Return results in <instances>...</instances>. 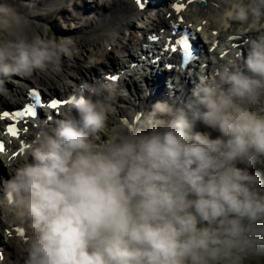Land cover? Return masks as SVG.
<instances>
[{"label": "clouds", "instance_id": "1", "mask_svg": "<svg viewBox=\"0 0 264 264\" xmlns=\"http://www.w3.org/2000/svg\"><path fill=\"white\" fill-rule=\"evenodd\" d=\"M69 6L0 0V104L37 85L71 89L18 153L0 150L10 170L0 219L22 230L6 234L14 264H264V0L189 12L197 24L235 26L246 50L212 58L190 89L181 69L170 78L175 101L116 118L127 89L83 80L76 61L111 49L127 63L117 44L128 20L102 12L50 36L48 18Z\"/></svg>", "mask_w": 264, "mask_h": 264}, {"label": "bare ground", "instance_id": "2", "mask_svg": "<svg viewBox=\"0 0 264 264\" xmlns=\"http://www.w3.org/2000/svg\"><path fill=\"white\" fill-rule=\"evenodd\" d=\"M172 0H163V9H160V8H156L154 10H156V14L155 16H147V18H142L143 19V24L145 25L144 27L146 29H144V27L142 29H140L138 27V32L140 31H149L150 30V27H154V28H164L166 27L167 23L170 22L172 19L175 18V15L173 14V11L172 9L170 8V2ZM208 1V10L210 9V5L213 4V0H207ZM160 2V1H159ZM220 3H221V0H214V7L218 8L220 6ZM195 5L194 4H190L188 7V11H187V17H189V21H192L191 17L189 16V12L192 13V15H206L207 14V11L204 12L203 10H199V11H194V7ZM91 9H96L97 11H101L104 12V13H107L109 11H111L114 15L118 16V17H123L125 19L128 20V23H127V30L130 32V38L129 40H132V37L131 35L133 34V32L131 31V27H133V18L135 16L138 15V12H136V7L134 5V3L132 1H129V0H113V3H112V6H111V9L107 10L105 9V7L101 8L100 6L97 5V0H93V7H91ZM98 12V15H100L101 13ZM87 14V12H86ZM80 20H86L84 18V16H82L80 18ZM80 21H78L77 23V26H76V32L80 31V27H78V24H79ZM194 22V21H193ZM199 24H203V23H199ZM195 25H198L197 23ZM235 28V27H234ZM215 30H217V32H215ZM231 30V29H230ZM134 30V32H137ZM236 31V29H235ZM203 34L206 35V33H208V36H206L209 40H211L210 42V46L217 40H221L220 42H218L216 48L214 49V51H209L208 54H207V58L206 60H203L202 62H208L209 65L206 66V67H203L200 69L202 71H206V70H211L212 68V64H211V60L212 58H216V59H221L220 57V53L224 50V49H227V48H230V44H231V41L230 40H223V38L221 37L220 33L222 32L221 29H218L216 26L214 25H210L208 24L207 22L204 23L203 25ZM125 33L122 32L121 33V39H120V42L123 44L124 41H125ZM138 40V38H137ZM136 40V41H137ZM121 44V45H122ZM127 46L128 44H123L122 46V52L127 49ZM245 45H243L242 47H245ZM241 47V46H240ZM233 50H239V48H231V51ZM88 50L85 49L81 54L84 55L85 52H87ZM218 51H220L218 53ZM230 51V52H231ZM245 51V50H244ZM110 52V50H109ZM107 53L106 54V59H105V56L104 55H101L99 57H93V59L87 61V63H85L84 61H76L77 65H79V76L80 78L83 79V75H86V74H93L95 75L97 73V69H107L106 67L108 66L106 64V61L107 60H111V56H110V53ZM112 63V67H115L117 65V63L115 62H111ZM95 65V66H93ZM191 73V72H190ZM177 76L180 75V74H177L175 73ZM84 80V79H83ZM183 80V79H182ZM78 83V81H76ZM183 83L185 84V78L183 80ZM153 84H156L158 87L156 89V92H154L155 94H153L151 96V99H154L157 97L156 100H167L166 98H164V94H158V91L159 89L161 88V85L164 86L163 88V91L166 93V90H164L165 88L168 90V88L165 86V83H163L162 81H159V79L157 80H154L152 83H150V86L153 85ZM172 84H175V82H172ZM149 86V85H148ZM9 88H12L13 85H8ZM45 90L48 91V93H53V92H59V88H52V87H43ZM188 88V87H186ZM65 91H67L68 89H64ZM169 91V90H168ZM171 91V90H170ZM169 91V92H170ZM179 94V93H178ZM134 101L132 102L131 104V107H130V110L132 108H138L139 109V106L141 108V106L143 105L142 103V100L140 98V94L138 91H136V93L134 94ZM166 96H168V99H170V96L172 99H175V95H172V93L170 92V95L167 94ZM145 97V96H144ZM137 98H139L140 100L138 101ZM137 102H139L140 104L137 105ZM6 104H9V103H4V104H0V108L5 106ZM1 112V110H0ZM2 124V122L0 121V125ZM30 133L27 134V138L29 137ZM1 165L3 166L4 163H3V160L0 161ZM7 229H9V233H7ZM14 233V230H13V226L11 225H7L2 219H0V249H4L5 252H6V259L3 261V264H14V261H15V253L12 249V247L10 246V244L6 241V235L5 234H9L11 236V234Z\"/></svg>", "mask_w": 264, "mask_h": 264}, {"label": "rangeland", "instance_id": "3", "mask_svg": "<svg viewBox=\"0 0 264 264\" xmlns=\"http://www.w3.org/2000/svg\"><path fill=\"white\" fill-rule=\"evenodd\" d=\"M91 7H93L92 0H70V6L68 8H65L64 10L60 11L54 17L48 18V20H47L48 34L50 36H53V37L69 36V35L74 34L76 32V26H77V23L79 21L78 19H80L82 16H85L86 12H87L86 16L87 15L90 16L89 14L93 10V9H91ZM105 9L109 10V8H105ZM85 19H89V18H85ZM133 23L134 24H133V27H131V31L133 32V34L135 33V35H138L139 33L137 34L136 32H134V29L137 31L138 26L141 27L143 22L137 18H134ZM134 26H135V28H134ZM234 27L235 26H233V28H231L232 31H235L236 27L235 28ZM231 30L230 29H227V30L223 29L222 34H225V33H227V31H231ZM127 32H128V30L126 32H124L126 34L125 38H127L125 41H128ZM132 35H131V37H132ZM121 44L122 43L119 41L117 44V47L120 48ZM109 53H110V56L113 60L115 59V61L121 62V60L117 57V55L114 51L110 50ZM91 55H92L91 52L88 50L87 52L84 53V55L81 54V57L77 58V60L79 62L80 61L83 62L86 60L89 61L88 58ZM92 59H93V57H92ZM99 72L102 73L104 71L99 69ZM86 75H83V79H85L84 76L90 77L88 74H86ZM90 75H93V74L90 73ZM95 76H97V75H95ZM134 79L137 81V83L133 82ZM144 79H145V77H140V75L138 74V76L131 78V80H129L127 82L130 85V89H127L126 95L124 97L118 98V100L115 104V112L113 114L114 118L123 117L127 114V112L130 111V107H131L132 102L134 101V96H135L134 94L136 93V91L139 92L140 98H141L142 103H143L141 108L150 104V102H148L147 93L145 96V90H146L145 84H147V83H146V80H144ZM153 81L154 80L149 79L148 85L150 86V83H152ZM74 82H76V81H74ZM10 85H12V84H10ZM165 86L168 88L169 91L171 90L170 92L172 93V95H175V99H172L171 96H170V99H168V96H166V95L167 94L170 95V92L165 88L164 89V90H166V93H165L163 91V88H164L163 85H161V88L159 89L157 95L158 94H162V95L164 94L165 95L164 98H166L167 100L175 101L176 97L179 94L176 92L174 84H173V87H168L167 84H165ZM60 89H59V91H60ZM156 99H157V97L155 98V100ZM137 100L139 101L140 99L137 98ZM159 100H161V99H159ZM139 104L140 103L137 102V105H139ZM139 108H140V106H139Z\"/></svg>", "mask_w": 264, "mask_h": 264}, {"label": "snow or ice", "instance_id": "4", "mask_svg": "<svg viewBox=\"0 0 264 264\" xmlns=\"http://www.w3.org/2000/svg\"><path fill=\"white\" fill-rule=\"evenodd\" d=\"M141 6H142V5H141ZM183 7H184V5H182V4H177V5H176V10H177V11H180ZM115 78H116V77H113V79H115ZM29 95H31V96H33V97H39V96H40V92H39V90L33 88L32 91L29 93ZM60 103H61V101H58V100H52L50 106H51L52 108H56V107H58V105H59ZM26 111L29 112V113H31L32 115H35L34 106H33L32 104L29 105V107H28V109H26ZM0 115H2L3 117H7V116H9L10 114H9L8 112H4V113H2V114H0ZM15 115H16V116H20L21 113H20V112H17ZM7 131H8L11 135H13V136H16V135L18 134V130H17V128H16L14 125H9ZM3 148H4V143H3V141H0V150H3ZM18 231H22V230H19V229H18Z\"/></svg>", "mask_w": 264, "mask_h": 264}]
</instances>
